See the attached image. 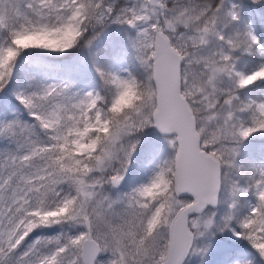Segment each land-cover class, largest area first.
<instances>
[{"label":"snow or ice","instance_id":"6c2138e0","mask_svg":"<svg viewBox=\"0 0 264 264\" xmlns=\"http://www.w3.org/2000/svg\"><path fill=\"white\" fill-rule=\"evenodd\" d=\"M0 264H264V0H0Z\"/></svg>","mask_w":264,"mask_h":264}]
</instances>
